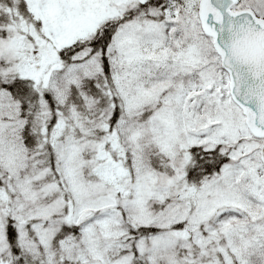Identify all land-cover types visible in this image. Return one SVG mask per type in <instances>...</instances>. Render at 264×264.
Listing matches in <instances>:
<instances>
[{"label":"snow or ice","instance_id":"1","mask_svg":"<svg viewBox=\"0 0 264 264\" xmlns=\"http://www.w3.org/2000/svg\"><path fill=\"white\" fill-rule=\"evenodd\" d=\"M0 264H264V0H0Z\"/></svg>","mask_w":264,"mask_h":264}]
</instances>
